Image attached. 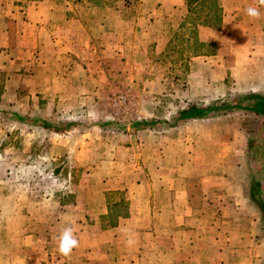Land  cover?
I'll return each instance as SVG.
<instances>
[{
	"label": "rangeland",
	"instance_id": "obj_1",
	"mask_svg": "<svg viewBox=\"0 0 264 264\" xmlns=\"http://www.w3.org/2000/svg\"><path fill=\"white\" fill-rule=\"evenodd\" d=\"M159 5L0 0V247L54 250L71 227L78 249L126 248L105 230L138 212L148 220L124 232L140 231L142 264H203L202 254L162 252L172 226L154 217L171 214L172 184L185 181L192 203L177 209V236L202 240L206 220L212 246L216 235L232 244L209 264H264V114L216 110L174 122L192 103L249 91L229 90L232 61L206 57L218 53L200 23L208 7L182 16ZM261 63L238 61L241 70ZM45 120L62 131L37 124ZM182 208L201 220L187 225ZM37 252L28 264L81 263Z\"/></svg>",
	"mask_w": 264,
	"mask_h": 264
},
{
	"label": "crops",
	"instance_id": "obj_2",
	"mask_svg": "<svg viewBox=\"0 0 264 264\" xmlns=\"http://www.w3.org/2000/svg\"><path fill=\"white\" fill-rule=\"evenodd\" d=\"M159 5V9L162 13L168 14L178 13V15H185L188 11L187 0H156ZM220 5L222 7V21L220 28H212L210 26H205L206 28H210L209 38L207 39L210 43H215L218 45V53L212 55H206V57L214 56L219 57L224 61H232L229 62L228 69L231 71V75L234 76V80L232 81V85L229 87V90L235 92H264V5L259 3V0H219ZM249 7L257 8L260 12L259 19H253L249 17L246 13V9ZM208 31V30H207ZM239 48H243L239 50ZM240 59L256 62L261 64H254V68L251 66L244 67V70H241L238 64ZM249 69H253L252 72H249ZM234 92V93H235ZM174 179L173 181H175ZM216 184L210 185L211 187H215ZM171 189L172 191V200L170 201L171 205V214H168L164 211L161 213L157 212L154 214L155 220L161 221L162 223L171 222V240L168 241L170 244L169 248L164 247L161 249L162 252H169L172 256L175 254L176 256L188 252L190 256H195L196 254H202L203 264H207L210 261L211 253L217 254L218 252H224L227 248H230L232 244L225 242L224 245L220 244L218 235L214 237L212 240L213 246L210 244V239L208 235L209 224L206 220L202 221L203 231L201 238L199 240V234L191 236H187V238H191L189 240H185L184 236L180 238V236L176 234V230H179L178 225L182 223L185 218L184 216H179L177 214L179 205L182 206H190L192 203L191 199V188L188 183L182 181L180 183L173 182ZM242 189V195L244 193V189L236 188V190ZM163 210V208H161ZM184 215H187L188 224L187 225H195L191 222L199 219V217H194L192 213L186 211ZM177 210V211H176ZM131 215L127 217H122L120 223L113 228L106 229V231H112L114 235H118L116 240L121 239L124 242V246L126 248H75L72 253L74 256V260L76 262L81 261L80 264H83L84 259L79 258L78 252L85 256L86 264H142L144 258L142 255V251L145 250V245L142 244L141 233L140 231H135V228H130L129 230H133L134 232L126 233L124 232V228L127 224L132 223L134 221H140L141 219H146L142 214L138 212L130 213ZM192 215V216H191ZM13 215L11 216V218ZM190 217V218H189ZM183 219L182 221L180 219ZM180 221V222H179ZM177 222H179L177 224ZM176 223V226H174ZM144 227V226H143ZM166 228V226H164ZM178 227V228H177ZM160 228H163L160 226ZM46 230L47 228H43ZM190 231L189 229L187 232ZM210 231V230H209ZM190 232H195L192 230ZM126 233V234H125ZM196 237V238H195ZM163 238V237H161ZM201 241V242H200ZM3 246L0 247V264H28V261L35 258V253L37 252L35 248H19L11 246H4V241L2 240ZM213 247V249H212ZM38 254H42V259H51V258H63L68 259L71 258L69 256H63L59 253L58 248H44L38 249ZM59 254V256L56 255ZM103 257L104 261L98 260V256ZM56 255V257H55ZM29 259V260H28ZM188 260H192L189 258ZM176 264H182L183 262L175 261ZM192 262H185V264H189ZM209 264V263H208ZM218 264H222L221 262Z\"/></svg>",
	"mask_w": 264,
	"mask_h": 264
},
{
	"label": "trees",
	"instance_id": "obj_3",
	"mask_svg": "<svg viewBox=\"0 0 264 264\" xmlns=\"http://www.w3.org/2000/svg\"><path fill=\"white\" fill-rule=\"evenodd\" d=\"M188 1V11L190 13H194L196 11L195 5H199L203 11L207 10L208 12L204 14L202 18V22H200L204 26H210L213 28H220L221 21H222V7L220 5L219 0H187ZM194 20V19H193ZM197 24V23H196ZM199 42L201 46H205L203 42L200 40L196 41V44ZM210 43V42H208ZM230 109H240V110H249L255 113L264 114V93L259 92H248L244 94H240L232 100L229 101H221V105H214V106H200L196 103L190 104L188 107L181 109L177 115L174 117V122L176 124L187 121L190 119H197V118H206L211 115L213 111L222 110L227 111ZM20 119L26 120L24 117L19 116ZM43 124L37 123L38 125H42L46 128L52 129L56 132H61V128L55 126L54 124L47 122L46 120L42 122ZM147 122H144L145 125ZM67 125V124H61ZM147 126V124H146ZM252 189L255 191L258 189V183L254 181L252 183ZM125 205V201L120 200L119 202L114 203L113 207L120 209L122 208L123 204ZM112 211H115L112 210ZM110 214V213H109ZM128 216L127 212L124 214H120L118 219H112V223L109 224L110 227H116L120 217Z\"/></svg>",
	"mask_w": 264,
	"mask_h": 264
},
{
	"label": "clouds",
	"instance_id": "obj_4",
	"mask_svg": "<svg viewBox=\"0 0 264 264\" xmlns=\"http://www.w3.org/2000/svg\"><path fill=\"white\" fill-rule=\"evenodd\" d=\"M261 5H264V0H259ZM246 13L253 19L260 18V12L257 8L249 7L246 9ZM79 246L78 239L74 236L71 227H66L59 236L58 251L63 256H69L73 249Z\"/></svg>",
	"mask_w": 264,
	"mask_h": 264
}]
</instances>
